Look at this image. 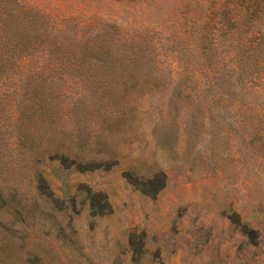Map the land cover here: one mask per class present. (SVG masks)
I'll list each match as a JSON object with an SVG mask.
<instances>
[{"label":"trees","instance_id":"1","mask_svg":"<svg viewBox=\"0 0 264 264\" xmlns=\"http://www.w3.org/2000/svg\"><path fill=\"white\" fill-rule=\"evenodd\" d=\"M147 4L163 5L167 12L133 21L136 26L128 29L110 14H95L92 24L82 20L80 25L76 18L41 12L29 0H0V263H21L18 251L30 226L71 245L80 212L91 219L108 211L107 199L90 186L81 194L69 192L68 178L112 165L107 147L112 128L124 121L127 107L141 112L152 105L147 99L129 104L126 90L140 87L142 78L174 73L166 69L169 53L158 51L159 45L184 48L177 65L200 68L175 74L205 77L200 91H216L217 103L254 111L264 105V0ZM203 102L194 103L192 112ZM259 130L252 138L263 144ZM125 173L132 189L146 196L165 186L160 170ZM50 174L64 187L61 196H53ZM20 175L27 176L29 190L31 175L39 194L30 196V206L28 197L18 195ZM230 211L238 217L234 208ZM248 232L257 239L256 230ZM135 244L130 241L131 259L141 251ZM41 259L30 251L31 264Z\"/></svg>","mask_w":264,"mask_h":264},{"label":"rangeland","instance_id":"2","mask_svg":"<svg viewBox=\"0 0 264 264\" xmlns=\"http://www.w3.org/2000/svg\"><path fill=\"white\" fill-rule=\"evenodd\" d=\"M29 1L41 12L76 18L80 25L92 24L95 14H110L128 29L136 26L133 21L167 12L148 0ZM176 45L157 49L169 53L171 76L142 78L140 87L126 90L129 104L147 99L152 105L141 112L127 107L124 121L112 128L107 141L112 165L68 178L69 192L81 194L90 186L107 199L108 211L91 219L80 212L71 245L30 226L24 247H18L20 264H31L30 251L41 254V264H264V143L252 138L257 128L264 131V105L245 110L217 103L216 91L203 94L205 77L175 74L200 68L177 65L184 48ZM199 100L204 102L192 112ZM130 168L162 171L165 186L153 197L133 190L125 173ZM20 179L18 195L28 197L30 206V196L39 194L31 175L30 190L27 176ZM46 179L53 196H61L60 180L52 174ZM251 228L257 239H251ZM130 241L141 250L136 259L130 258ZM3 244L0 240V252Z\"/></svg>","mask_w":264,"mask_h":264}]
</instances>
